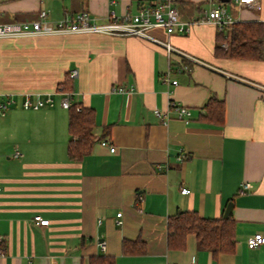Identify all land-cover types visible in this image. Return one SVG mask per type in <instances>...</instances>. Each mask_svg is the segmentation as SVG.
<instances>
[{"label":"crops","instance_id":"obj_1","mask_svg":"<svg viewBox=\"0 0 264 264\" xmlns=\"http://www.w3.org/2000/svg\"><path fill=\"white\" fill-rule=\"evenodd\" d=\"M149 1L0 0V15L25 22L44 9L54 23L86 11L102 22L110 13L135 14ZM219 1L171 0L185 22L205 18ZM225 7L236 22L264 28V0L260 9L231 1ZM230 26L204 21L184 33L152 27L149 37L0 39V94L14 100L0 118V264H89L99 255L113 264H264V241L246 243L256 233L264 239V42L260 59L232 57ZM67 77L71 91L62 86ZM68 92L71 104L92 113V142L80 158L67 150L70 111L60 99ZM47 94L53 105L22 108L26 95ZM172 105L187 108L189 120ZM246 182L250 188L239 193ZM229 203L232 252L213 256L193 233L182 249L168 247L170 216L224 218ZM123 241L143 252H125Z\"/></svg>","mask_w":264,"mask_h":264},{"label":"built area","instance_id":"obj_2","mask_svg":"<svg viewBox=\"0 0 264 264\" xmlns=\"http://www.w3.org/2000/svg\"><path fill=\"white\" fill-rule=\"evenodd\" d=\"M231 1L237 7H249L254 9H260V0H228ZM226 2L219 1L213 6L206 14L205 18L200 20H193L189 22L182 21L179 17L178 11L172 5L171 0H150L146 5H143L139 10L132 15L116 16L114 13H110L106 19L102 22H96L86 11L75 13L69 17H64L54 23H50L47 20V11L40 9L38 11L36 19L32 21L17 22V21H3L0 15V39L3 38H27L36 37L42 35H66L70 33H96L105 35H118V36H141L149 37L147 30L152 27H162L168 34L174 32H188L192 25L199 22L208 21L213 23L218 29H224L234 22L236 19L227 12ZM157 44L163 45L168 51L172 48L159 40L152 39ZM264 57V48H263ZM77 75V71L73 70L69 73L71 78ZM168 78L166 77V80ZM176 83L175 80L172 81ZM264 92V88H262ZM121 93L126 91L125 88L116 89ZM0 94V118L5 114L6 110L14 102L11 98H2ZM71 93H65L60 99L61 107L69 109ZM53 105V98L50 94H47L44 98L31 99L29 95H26L22 100L21 106L24 109H39L45 106ZM178 118L185 121L189 120L190 111L182 106L172 105ZM157 117L162 119L163 123L167 121V115L159 110H154ZM106 142H102V145H106ZM110 152H114L115 148L110 147ZM184 154L181 153L179 159H183ZM250 188L249 183H243L239 189V193H245ZM182 193H187L188 189H182ZM141 199L140 196H137ZM121 213H118L119 217ZM34 220L39 225H48V219H42L39 216H35ZM120 223V221H117ZM264 241L263 236L260 233H256L249 237L246 241L249 248L259 246ZM102 246H104L102 244ZM4 255L3 238L0 236V256ZM189 264H197L196 262H190Z\"/></svg>","mask_w":264,"mask_h":264},{"label":"trees","instance_id":"obj_3","mask_svg":"<svg viewBox=\"0 0 264 264\" xmlns=\"http://www.w3.org/2000/svg\"><path fill=\"white\" fill-rule=\"evenodd\" d=\"M230 27L232 28L229 31V55L236 58L260 59L264 42L263 25L256 22H236ZM70 80L67 77V81L62 85L64 90L71 91ZM69 111L71 137L67 150L71 158H80L88 151L92 142V113L90 109H85L77 103L71 104ZM217 111L220 113L218 120L222 121L221 106L216 105V114ZM189 233L195 234L198 246L210 251L213 256L234 250L235 234L231 215L227 218H203L196 212L179 211L168 218L167 243L169 248L182 249ZM129 244L123 241L122 248L125 252H143L141 248L130 249ZM89 264H113V261L110 257L99 255L90 257Z\"/></svg>","mask_w":264,"mask_h":264},{"label":"water","instance_id":"obj_4","mask_svg":"<svg viewBox=\"0 0 264 264\" xmlns=\"http://www.w3.org/2000/svg\"><path fill=\"white\" fill-rule=\"evenodd\" d=\"M220 1H223V2H227L228 0H220ZM231 208H232V203H229L225 209V212H224V218H227L230 211H231Z\"/></svg>","mask_w":264,"mask_h":264}]
</instances>
